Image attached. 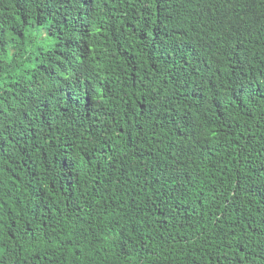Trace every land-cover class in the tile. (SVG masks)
Listing matches in <instances>:
<instances>
[{"label":"trees","instance_id":"obj_1","mask_svg":"<svg viewBox=\"0 0 264 264\" xmlns=\"http://www.w3.org/2000/svg\"><path fill=\"white\" fill-rule=\"evenodd\" d=\"M0 264H264V0H0Z\"/></svg>","mask_w":264,"mask_h":264}]
</instances>
